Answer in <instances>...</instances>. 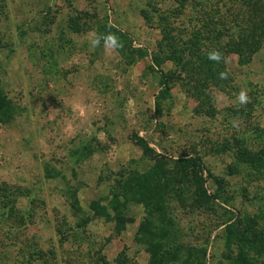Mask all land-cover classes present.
<instances>
[{
    "label": "rangeland",
    "instance_id": "374dc122",
    "mask_svg": "<svg viewBox=\"0 0 264 264\" xmlns=\"http://www.w3.org/2000/svg\"><path fill=\"white\" fill-rule=\"evenodd\" d=\"M232 2L0 0V264L224 262L231 213L264 236V19L238 59L212 38ZM108 32L118 54L90 46ZM204 46L223 53L226 79L214 64L203 80ZM140 140L164 168L197 154L213 209L173 183L139 200L131 177L153 164ZM263 250L248 257L264 264Z\"/></svg>",
    "mask_w": 264,
    "mask_h": 264
},
{
    "label": "trees",
    "instance_id": "16d2710c",
    "mask_svg": "<svg viewBox=\"0 0 264 264\" xmlns=\"http://www.w3.org/2000/svg\"><path fill=\"white\" fill-rule=\"evenodd\" d=\"M203 2L205 0H202ZM237 8L234 14L230 15V24H226L224 20H221L218 27V32L214 35L213 40L219 43V37L226 36L225 41L231 42L234 46V50L238 59L249 53L255 52L258 48L260 40L263 36L261 25L259 24L261 19H264V0H232ZM179 5H182L185 0H175ZM235 30L232 39L228 38V31ZM211 33V30H209ZM214 43V44H216ZM215 46V45H214ZM213 46H204V52L193 53L195 61H200L203 66H206L203 80L206 78H215L212 72V65L215 64V73H220L221 69L217 64L210 61L207 58L209 51L216 49ZM207 49V50H206ZM217 50V49H216ZM220 51V50H219ZM203 58V59H202ZM205 59V60H204ZM240 61V60H239ZM201 80V79H200ZM165 83V77L163 79V85ZM1 103V102H0ZM138 145L143 151V155L152 160L153 164L140 173L133 174L131 179L134 180L139 186L137 193L139 200L154 199L158 196V202H161L162 192L169 183L175 186L172 191L175 195H179L182 186H188L191 189L189 199L192 206H202L201 208L213 209L212 204L218 201L216 193H210L204 186L203 177V164L200 157L197 154H188L185 156H179L172 159V166L164 168L161 158L151 155L150 148L145 142L139 141ZM208 174V173H206ZM208 175H205L204 178ZM136 185V186H137ZM232 212L229 209L223 210L222 213ZM256 222L253 217H238L236 213H231L225 219L219 222V226L223 225V240L224 246L227 250L226 255L221 256L224 262H220L218 259L214 263V256L208 259H203L204 264H255L252 259L248 257L249 251H259L264 248V236L260 231L256 229ZM140 228H144L141 225ZM216 237V236H215ZM208 239L204 242L207 244ZM236 247V252L233 253L230 246ZM264 251V250H263ZM220 258V257H219Z\"/></svg>",
    "mask_w": 264,
    "mask_h": 264
},
{
    "label": "clouds",
    "instance_id": "9594fccd",
    "mask_svg": "<svg viewBox=\"0 0 264 264\" xmlns=\"http://www.w3.org/2000/svg\"><path fill=\"white\" fill-rule=\"evenodd\" d=\"M109 27H111V25H109ZM101 42L104 49L110 53L118 54L119 51L123 48V42L115 33L108 32L104 35L92 33L91 39L89 41L91 48L95 49L97 47H100ZM207 58L210 61L217 64L224 61L223 53H221L219 50L216 49L209 51L207 54ZM227 76H228L227 72L219 73V78L221 79H226ZM236 99L239 101L241 105H247L250 102V97L246 89H241ZM233 127H237L235 122H233Z\"/></svg>",
    "mask_w": 264,
    "mask_h": 264
}]
</instances>
